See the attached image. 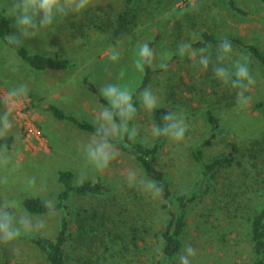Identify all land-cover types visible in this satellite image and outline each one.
I'll list each match as a JSON object with an SVG mask.
<instances>
[{"label": "rangeland", "instance_id": "rangeland-1", "mask_svg": "<svg viewBox=\"0 0 264 264\" xmlns=\"http://www.w3.org/2000/svg\"><path fill=\"white\" fill-rule=\"evenodd\" d=\"M232 1L243 9L260 4L259 0ZM19 3L21 0H0V9H4L10 19V37L20 38L30 52L42 55L58 53L69 59L72 67L64 75L70 71L75 72L68 74L72 77L69 82L72 86L81 88L80 101L83 106L79 109L71 105L67 110L69 114L79 118L96 117L98 105L92 101L90 92L83 88L82 77L86 76L99 89L105 83H118L130 93L134 92L142 73V69L137 66L136 50L140 44L153 42L156 35L161 34L152 51L153 67L162 71L156 74L154 84H150L148 88L157 96L160 106L170 109V106L177 103L178 107L173 112L182 115L186 125L182 141L174 142L166 137L159 157L161 167L175 192L192 190L201 178L190 150L208 135L203 115L213 99L212 88L218 91L217 95H221V92L227 97L235 95L237 102H232L228 111L224 105L230 99L224 101L225 104L217 107L218 109L215 107L218 116H221L220 127L217 138L206 151V159L224 151L226 142L233 141L244 151L241 157L243 164L241 168L222 171L215 179L207 182L211 190L209 194L200 196L187 209V226L181 238V250L171 263L163 264H179L178 256L183 255L184 249L189 245L195 251L191 264L248 262L252 254L247 219L255 199L247 200L241 191H231V194L221 187L236 180L242 169H249L255 177L262 178L264 144L262 149L252 148L249 151L247 148H251L252 141L262 140L264 137V110L253 109L254 103L264 102V70L257 68L252 74L255 83L242 90L247 101L242 103L238 95L240 90L220 82H217L216 88H211L213 83L210 86L206 78L208 73L200 69L198 56L189 58L186 54L181 57L176 49L178 45H191L198 38L201 28H209L216 18H220L221 25L214 27L217 38L237 36L257 45L264 53V19L260 12L253 10L249 15H241L232 11L221 0H171V6L169 0H164L147 5L148 8H144L131 25V17L126 15L122 0H93L86 11L63 17L52 30L25 36L19 32L11 15L13 6ZM113 48L120 57L116 63L107 58L109 50ZM244 56L234 47L231 58L223 66L231 68ZM172 57L174 60L170 61ZM169 61L168 68L164 69ZM8 65H15L17 70L21 68L20 80L24 83L17 85L5 81L2 70ZM7 72H10L9 69ZM34 73L35 70L0 41V101L17 131L23 157L18 164L9 156L0 160V210L7 211L16 218L27 214L43 221L45 227L32 233L52 237L58 225L59 214L52 212L41 216L30 215L22 205L23 200L38 197L53 206L56 195L61 191V185L54 174L58 168L70 170L76 184L101 176L105 184L111 187V193L97 197L72 195L68 203L73 218L79 212L83 214L82 210L97 214L95 220L89 221L86 227V244L78 240L77 226L73 225L75 235L68 246L69 264H155V258L159 256V241L155 233L168 220L160 196H152L144 191L143 185L148 179L133 159L117 151H114V158L109 166L102 171H97L88 163H81L79 157L83 159L85 156L83 149L86 140L63 134L69 130L55 119L56 123L47 121L42 124L45 103L37 105L33 101L34 105L28 106L32 101L29 95ZM3 84L11 90L23 86L26 93L11 107L5 103L10 91ZM25 107L29 111L28 118L33 123L36 136L42 140V150L26 148L14 123L15 111ZM148 113L141 107L132 125L138 130L137 139L144 143H149L154 138V126ZM0 137L5 136L0 134ZM32 143L37 149V140ZM258 172L259 176L256 175ZM130 173L136 177V182L132 185L127 180ZM12 202H16L18 207H5ZM0 264H46V261L43 254L28 241L17 240L12 245L0 244Z\"/></svg>", "mask_w": 264, "mask_h": 264}, {"label": "trees", "instance_id": "trees-1", "mask_svg": "<svg viewBox=\"0 0 264 264\" xmlns=\"http://www.w3.org/2000/svg\"><path fill=\"white\" fill-rule=\"evenodd\" d=\"M163 1L164 0H122L126 15L131 17L130 24L131 22H135V19H138L141 12L145 10L144 8H148L146 7L147 5H151L152 2L157 4ZM261 2L264 3V0H261ZM228 5L234 12L241 15L248 14V12L237 6L232 0L229 1ZM169 6H171V0H169ZM10 26V19L5 13V10L0 9V41L12 50L22 62L35 70L36 73L34 74L41 72L64 73L72 67L69 59L58 53L53 55H42L36 52H30L18 37H16L18 41L17 43L10 44ZM160 36L161 34L158 33L155 37V41L146 42L150 49L153 50V47ZM225 39L231 41L232 50H234V47H237L240 53L245 55L244 58H247L249 71L252 77V74L256 72L257 68L264 70V53L257 45L245 42L237 36L217 38L214 32L206 26L205 28L200 29L198 32V38L195 41H192L190 46L196 52L197 56L200 55L201 49H205L207 52L212 53V63H210L208 70H204V72L206 71L205 73H208L206 78L208 79L210 86L213 83L211 88H216L218 85V81L214 78L211 71V68L215 66V51L220 48L221 42ZM172 60H174V57H172L170 61ZM170 61L166 63L165 67H163L164 69L168 68ZM160 71L162 70H157L153 67V61L151 64L142 68L140 83L134 92L131 93L133 102L137 106L136 117L141 109L138 99L139 93L144 88L149 87L150 84H154L155 76ZM81 84L83 88L90 92L99 104L105 103L99 96V88L94 82L84 76L81 79ZM217 94L218 91H214L212 88V101L215 100L214 102L211 101L208 103V109L203 115L208 127V135L199 140V142L190 150L191 157L197 165L201 175L197 185H195L190 191L175 192L161 167L159 157L161 148L166 141L165 136H154L149 143H144L137 139V137H135V139H129L123 130H121L118 135L112 138L111 142L114 144V148L121 154L133 159L143 172L144 176L148 180L155 181L161 189L159 196L163 201L162 208L166 211L168 220L165 225L155 233V237L159 241V256L155 258V264H163V262L171 263L175 255L181 250V238L187 226V209L195 202V200L199 199L200 196H206L209 194L211 190L207 182L211 179H215L220 172L235 167L241 168L243 164L241 162L243 149L241 150L233 141H227L224 151L218 152L206 159V151L217 138L218 129L220 127L221 116H218L217 114V107L221 106L224 101H227V99H230L226 105H224L225 109L228 111L232 102H237V98L234 97L235 95L227 97L224 93L222 94V92L221 95ZM29 96L32 98V101L31 103H28V106L31 107L34 105L33 100L36 95L30 94ZM231 98H233V100H231ZM177 107V103L173 104V106H170L171 111L168 107L159 106L157 110L148 113V118L153 126H163L165 123L163 120L164 114L167 112H173ZM253 109L264 110V102L254 103ZM44 111L48 112L59 122L70 124L80 132L94 136L96 127L95 121L67 114L63 109L51 102L46 103ZM134 121L132 122V125ZM263 144L264 137L262 140L252 141L251 148L247 149L249 151H251L252 148L262 149ZM10 145L11 137H0V146L9 148ZM248 170L242 169L239 177L235 178L236 180H233V182L231 181L230 184H224L221 188L229 193H231V191H241L247 200L255 199V203L251 209L252 212L247 219L248 238L252 258L243 264H264V170L262 178L255 177ZM54 174H56L57 182L61 185V191L56 195V203L53 206L38 197L26 198L22 202L25 211L30 215L41 216L52 212L58 213V225L54 234L52 237H47L34 233H23L18 240H26L35 249L39 250L43 254L46 264H69L70 255L68 252V246L75 235L72 229L73 225L77 226L78 240L83 242V244H86V227L89 221L95 220V217L97 216L96 212L89 214L86 210H82L83 214L79 212L75 215V218L71 217V212L68 206L71 196H104L111 193V187L105 184L101 176H96L95 178L76 184L73 180V173L70 170L59 168L55 170ZM259 174L260 173L258 172L256 175L259 176ZM88 228H90L91 231L93 230L91 226H88Z\"/></svg>", "mask_w": 264, "mask_h": 264}, {"label": "clouds", "instance_id": "clouds-1", "mask_svg": "<svg viewBox=\"0 0 264 264\" xmlns=\"http://www.w3.org/2000/svg\"><path fill=\"white\" fill-rule=\"evenodd\" d=\"M92 4V0H21L15 4L11 10L15 24L19 32L25 36L35 35L44 30H52L54 25L63 17L69 14L79 15L86 11ZM15 36L9 37V43H17ZM176 53L189 58L196 55V52L188 44L178 45ZM231 41L225 39L221 42L220 48L215 51V66L211 68L214 78L233 89L240 90L238 95L241 102L245 103L243 91L252 86L255 81L250 74L247 58L235 62L231 68L225 67V62L231 58ZM138 57L137 66L143 68L153 61V51L144 43L140 44L136 50ZM212 53L205 49L200 50L198 65L201 70H208ZM108 60L116 63L119 61V53L116 49H110ZM26 89L23 86L11 90L5 103L14 106L18 99L24 96ZM99 96L104 100L100 104L95 117V133L88 144L84 146L83 152L87 162L97 171L106 169L110 161L114 158V144L112 138L118 135L121 130L129 139H135L137 128L132 126V122L137 115V106L133 102L132 94L118 83H105L99 89ZM139 105L146 112H153L160 106V102L153 91L146 87L138 96ZM11 110V109H10ZM165 123L163 126L155 125L152 134L155 137L165 136L174 142L184 139L186 125L182 115L175 112H167L163 116ZM10 125L5 117L0 121V134L7 133ZM130 185L136 182L134 174L127 176ZM31 183V182H30ZM144 191L152 196H158L161 189L153 180H147L143 185ZM18 207L16 202L5 207ZM45 227L43 221L35 219L27 214L16 218L13 214L0 210V244L12 245L23 233L38 232ZM195 256L194 249L189 245L184 249V254L178 256L179 264H191V258Z\"/></svg>", "mask_w": 264, "mask_h": 264}, {"label": "crops", "instance_id": "crops-1", "mask_svg": "<svg viewBox=\"0 0 264 264\" xmlns=\"http://www.w3.org/2000/svg\"><path fill=\"white\" fill-rule=\"evenodd\" d=\"M221 1H225L228 4L230 0H221ZM259 2H260V4H258V5L256 4V6L255 5L249 6V8H246L244 10H246V12H248V15L251 14L253 10H256V11L260 12L261 17L264 19V4L261 2V0H259ZM239 7L241 8V6H239ZM219 19L220 18H218V19L216 18L215 21L209 27V29L212 32H214V29H215L214 27H219V25H221V19L220 20ZM16 65L18 66V64H16ZM14 66L15 65H8L5 67V69H4L5 71L2 70L5 81H7V82L11 81V84L15 83L17 85L19 83H24V82H21V80H20V76L22 73V71H20L21 68L19 70H17ZM9 67H13V68H9ZM7 69H9L10 72H7ZM70 72H72V74H75L74 71H70ZM64 73L63 72H61V73L41 72L38 74H33V76L31 77L32 78V87H31L30 93L36 95V97H34L35 99L33 100L34 103L36 102L38 105L39 103H45L46 104L47 102H51V103L59 106L67 114H69L67 109H69V107L71 105H75L76 108L78 107L79 109H81V107L83 106L82 101H80V99H81V88L72 86L71 83L69 82V80L72 77L70 75H68L69 73L66 74L67 76L64 75ZM3 85L9 91H11V89H9L6 84H3ZM16 89H17V87H16ZM91 99L93 102H96L98 104V105H96V109L98 110V107L100 104L93 97H91ZM84 109H86V107H84ZM42 114H43L41 116L42 124H46L47 121L56 123L54 118L48 112L44 111V108H43ZM0 117H1V121L6 117L8 122H9V125H10V130L7 133H4L3 136L12 135L11 145L9 148H6L4 146H0V160H2L3 158L5 159L6 156H9L14 160L15 164H18L19 162L22 161L23 157H22V154L20 153V143H19L17 131H16L15 127L13 126V124L11 123L9 115L6 112L5 107L1 101H0ZM88 118L92 121H95V117L91 118L88 116ZM61 124H63L64 127L69 130L63 134H68L70 136H77V137H81V138L83 137V139L86 140V141H84L85 145L89 143L87 141H89L90 139L93 138V135L81 133L78 129H76L75 127H73L70 124L63 123V122ZM81 143H82V141H81ZM50 149L52 152L51 146H50ZM114 151L119 152L115 148H114ZM79 161L81 163H85V164L88 163L87 160L85 159V156L83 159L79 157Z\"/></svg>", "mask_w": 264, "mask_h": 264}, {"label": "built area", "instance_id": "built-area-1", "mask_svg": "<svg viewBox=\"0 0 264 264\" xmlns=\"http://www.w3.org/2000/svg\"><path fill=\"white\" fill-rule=\"evenodd\" d=\"M29 111L25 109H19L15 111V114L13 116V120L15 125L17 126L22 138L23 142L26 148L29 150H38V149H44V146L42 145L41 141L36 136L35 128L33 126V123L28 118ZM37 140L38 148L36 149V146L33 145L32 141Z\"/></svg>", "mask_w": 264, "mask_h": 264}]
</instances>
